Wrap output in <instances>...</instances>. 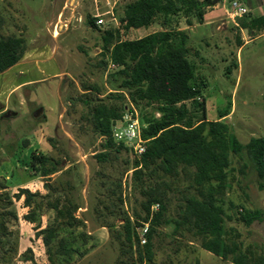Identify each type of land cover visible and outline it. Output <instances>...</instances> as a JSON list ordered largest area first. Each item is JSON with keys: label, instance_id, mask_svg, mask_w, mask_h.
I'll use <instances>...</instances> for the list:
<instances>
[{"label": "rangeland", "instance_id": "obj_1", "mask_svg": "<svg viewBox=\"0 0 264 264\" xmlns=\"http://www.w3.org/2000/svg\"><path fill=\"white\" fill-rule=\"evenodd\" d=\"M130 1L0 0V36L21 37L24 47L20 58L0 71V186L7 184L5 192L12 196L20 188L16 179L21 178L29 180L26 188L32 192L48 193L46 199L50 201L65 195L78 205L74 211L77 221L60 231L63 237L70 233L64 243L76 253L64 255L62 260L52 254L59 237L48 246L49 252L42 242L43 234L34 228L36 223L39 228L52 225L54 213L45 206L46 200L36 197L24 207V195L12 198L8 209L16 218L5 222L7 234L0 242V264H50L48 254L54 264H138V245L134 244L131 254L124 250L127 242L122 220L108 212L113 210L110 185L121 180L120 207L135 228L140 226L136 214L143 215V192L148 193L149 188L133 185L130 164L134 158L126 149L110 151L109 160L103 162L94 158L102 150V138L93 132L86 106L78 97L83 85L97 86L98 97L119 90V79L110 75L114 70L100 63L110 62L108 53L102 55L100 51L103 30L117 28L121 39L151 32L165 34L166 41L157 46L160 49L187 42L192 84L198 88L196 100L204 107L206 119L216 120L229 112L222 121L227 125V136H234L242 146L250 137H264V32L244 27L252 16L264 12V0H236L245 4L242 15L232 11L233 0H207L201 23L192 17L186 24V18L179 14L164 24L156 20L146 28L123 31L119 18ZM98 17L104 19L102 25L95 24L96 29L87 25L88 18ZM127 101L124 92L123 99L113 96L105 103L124 106ZM191 102L186 100V106L191 108ZM133 106L139 116L151 110L142 104ZM154 116L159 113L154 112ZM32 151L61 158L62 172L48 179L37 176L28 166ZM190 169L192 173L193 167H179L175 176L161 173L147 182L162 193L166 205L163 218L171 222L154 227L151 259L144 257L143 264H233L203 249L192 234L193 228L181 226L174 231L173 220L180 218L185 197L195 192ZM223 174L224 187L216 196L223 211L226 242L236 244L251 263L260 264L259 259H264V186L258 187L244 151L239 155L228 151ZM45 180L55 192L45 189ZM210 182L216 184L217 180ZM30 210H35L32 223L22 218ZM254 210L259 216L247 224L244 217ZM105 222L111 227L102 226Z\"/></svg>", "mask_w": 264, "mask_h": 264}, {"label": "trees", "instance_id": "obj_2", "mask_svg": "<svg viewBox=\"0 0 264 264\" xmlns=\"http://www.w3.org/2000/svg\"><path fill=\"white\" fill-rule=\"evenodd\" d=\"M207 5H209L207 0L205 2L133 0L123 6L119 24L123 31L137 27L146 28L156 20L160 24L167 23L168 18L179 14L186 18V24L191 23L192 17L196 22L201 23ZM87 25L96 29L95 20L92 18H88ZM244 27L256 33L264 32V12L252 16ZM164 35L151 32L139 38L121 39L117 28L103 30L100 34V51L102 55L108 53L109 60L115 64L112 68L114 71L110 75L119 79L120 91L115 90L98 97L97 86H81L79 101L86 106L87 120L91 122L93 132L102 138V150L94 154L98 162L109 160L110 151L117 153L123 148L111 137V122L120 117L123 106L106 104L105 100L113 96L115 100H121L125 92L127 99L133 105L142 104V107H151L148 114L139 116L140 123L145 125L141 129L142 137L147 139L145 151L139 160L133 159L130 164L133 169V185L149 188L148 193L143 192L145 194V200L142 202L143 215L136 214L140 219L138 225L141 222H148L143 251L137 244L135 226L120 207L122 182L119 178L113 180L110 185L109 201L113 210L108 212L122 220L124 238L127 242L124 250L131 254L133 245L137 244L138 264H143L144 257L145 260L150 261V243L154 227L160 222L171 221L163 218L166 205L162 193L154 185L149 187L147 182H150L155 175L175 176L179 167L188 169L193 167L191 180L194 186L191 187L195 192L185 197L179 212L180 218L173 220L174 231L181 226H185L186 229L193 228L192 234L199 238V244L203 249L221 258L229 259L233 264H253L236 244L229 245L226 242L223 211L217 204L219 198L216 195L224 187L223 168L227 164L228 151L235 155L244 151L256 173L258 187L264 186V137H250L242 146L234 136H227V125L218 120L229 112L221 113L216 120L206 119L204 107L196 100L198 88L192 84L194 74L187 59L188 49L182 41L178 46L158 48L160 42L166 41ZM23 51L21 37L0 36V71L14 64ZM100 63L102 66L108 64L103 60ZM186 100L192 101L191 108L186 106ZM154 112H158L159 116L155 117ZM61 161V158L32 151L28 164L37 176L48 179L52 174L62 172L64 166ZM128 169L126 168L125 171ZM212 178L217 180L216 184L210 182ZM50 185L47 181L43 184L45 189L55 192L56 188ZM3 188L0 186V242L7 234L5 222L7 219L16 218L14 212L8 209L12 198L19 199L24 195V207H29L37 197L45 199L47 202L45 206L53 210L52 225L44 228H39L38 223L34 225V228L39 229V233L43 234L42 242L47 247V251L50 252L48 246L53 239L59 237L56 248L53 253L51 251L52 254L64 260L61 258L64 255L76 253L75 248L64 243V239L68 238L70 233L68 232L66 237L60 236V231L66 230L73 221H77L74 215L78 207L76 203L65 195L62 198L57 196L50 201L46 199L48 193L41 195L27 188H18V192L9 196ZM154 203L158 204V209L150 214V206ZM34 211L26 212L22 218L30 223L34 222ZM258 216L259 211L254 210L246 214L244 220L249 224ZM102 226L110 228L111 224L105 222ZM47 259L50 264L55 263L54 258L49 254ZM259 262L264 264V259L260 258Z\"/></svg>", "mask_w": 264, "mask_h": 264}, {"label": "built area", "instance_id": "obj_3", "mask_svg": "<svg viewBox=\"0 0 264 264\" xmlns=\"http://www.w3.org/2000/svg\"><path fill=\"white\" fill-rule=\"evenodd\" d=\"M231 9L237 15H242L246 12L244 6L238 3L236 0L231 2ZM112 20L114 17L110 16ZM104 19L98 17L95 20L96 25H102ZM66 26V22H64ZM107 67L112 69L115 64L111 61L108 62ZM145 127L144 124L140 123L139 115L136 108L128 100L127 104L123 106L120 117L115 118L111 122V137L117 143L121 144L124 149L131 155L132 158L139 160L142 153L145 151V143L147 139L142 137L141 129ZM158 209V204L154 203L150 206V214ZM136 230L137 244L143 245L146 242V233L148 231V222H141L139 228ZM134 246V245H133Z\"/></svg>", "mask_w": 264, "mask_h": 264}, {"label": "crops", "instance_id": "obj_4", "mask_svg": "<svg viewBox=\"0 0 264 264\" xmlns=\"http://www.w3.org/2000/svg\"><path fill=\"white\" fill-rule=\"evenodd\" d=\"M223 1V0H222ZM222 1H221V3H222ZM243 2L244 3H248V1L247 0H243ZM242 6H244L245 7V4H242V2L240 3ZM253 9L255 8L253 5L251 6ZM137 28H140V27H137ZM181 31H184V30H181ZM185 34H187V32H185ZM139 37H142V36H139ZM139 37H137V38H139ZM187 40H188V37H187ZM184 44L186 45L187 44V42H184ZM24 83V82H23ZM227 116H228V114L226 115V116H224V117H221V118H218V120H221V121H223V120H225V119H227ZM28 166H29V164H28ZM26 169V168H25ZM28 169H29V167H28ZM16 175H17V178H19V174H18V172L16 173ZM5 179L7 178V179H9V175L7 176V175H5V176H3ZM40 177V176H39ZM17 181H18V184L16 185V187H20V188H26V187H28V181L29 180H21V178H19V179H16ZM28 183V184H27ZM44 184V183H43ZM6 185L7 184H3L2 186L4 187L3 188V190H6L7 188H6ZM28 189V188H27ZM29 190V189H28ZM31 191V190H30Z\"/></svg>", "mask_w": 264, "mask_h": 264}, {"label": "water", "instance_id": "obj_5", "mask_svg": "<svg viewBox=\"0 0 264 264\" xmlns=\"http://www.w3.org/2000/svg\"><path fill=\"white\" fill-rule=\"evenodd\" d=\"M217 0H214L213 2H216Z\"/></svg>", "mask_w": 264, "mask_h": 264}]
</instances>
